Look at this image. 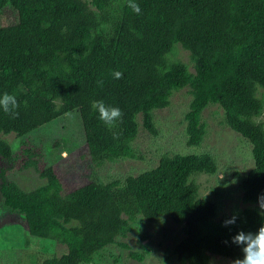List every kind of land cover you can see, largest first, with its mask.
<instances>
[{
	"label": "trees",
	"instance_id": "obj_1",
	"mask_svg": "<svg viewBox=\"0 0 264 264\" xmlns=\"http://www.w3.org/2000/svg\"><path fill=\"white\" fill-rule=\"evenodd\" d=\"M178 48L189 52L193 71L177 58ZM186 87L188 146L204 142L202 113L211 104L251 143L254 166L241 184L248 206L219 217L218 205L200 196L194 177L218 172L211 153L165 154L137 176L90 181L64 194L54 168L40 166V148L14 153L0 139L5 215H20L31 235L68 249L40 264H94L138 217L184 226L173 250L179 264H231L242 255L231 237L256 230L264 193V0H0V96L17 99V115L0 108V134L26 136L78 110L91 161L136 160L139 118L158 136L155 112ZM97 101L121 109L112 126L98 119ZM13 156L19 169L34 168L47 184L26 191L8 180L4 163ZM234 214L236 223L225 225ZM130 256L142 262L146 251Z\"/></svg>",
	"mask_w": 264,
	"mask_h": 264
},
{
	"label": "rangeland",
	"instance_id": "obj_2",
	"mask_svg": "<svg viewBox=\"0 0 264 264\" xmlns=\"http://www.w3.org/2000/svg\"><path fill=\"white\" fill-rule=\"evenodd\" d=\"M177 58L193 71L189 52L178 48ZM191 98L190 87H186L173 94L167 108L155 112L158 136L145 130L139 118V132L132 144L140 157L136 160L118 159L101 164L91 161L86 156L87 146L78 110L29 135L0 134V139L8 142L14 153L21 148H40L44 155L40 158V166L54 168L61 179L64 194L90 181L103 185L114 178L137 176L156 167L165 154L211 153L217 161L218 172L198 174L194 179L200 187V196L215 202L219 207V217H223L248 206L242 199L241 184L254 166L253 147L226 125L224 111L216 104H211L202 113V121L207 126L204 142L199 146H188L185 116ZM260 121L264 122V117ZM15 157L4 163V167L8 166V180L18 183L26 191L47 184V180L40 177L34 168L19 169L20 164ZM2 203L0 194V264H40L46 257L61 256L68 251L65 245L31 235L20 215L9 211L5 215ZM121 218L126 219L124 215ZM184 237V226L169 218L150 222L138 217L130 222V231L125 237L118 238L117 243L94 256V264H179L173 250ZM130 251H146V258L142 262L136 261L131 258ZM219 264L226 263L219 260Z\"/></svg>",
	"mask_w": 264,
	"mask_h": 264
},
{
	"label": "clouds",
	"instance_id": "obj_3",
	"mask_svg": "<svg viewBox=\"0 0 264 264\" xmlns=\"http://www.w3.org/2000/svg\"><path fill=\"white\" fill-rule=\"evenodd\" d=\"M132 9L136 13H140V6L136 3L131 4ZM114 78L120 79L123 75L121 71L114 72ZM93 107L97 109L99 115L98 119L103 121L106 125L112 126L121 117L122 112L119 107L106 105L102 101L94 102ZM0 108L4 112L11 115H17L15 109L17 108V99L15 95L4 93L0 96ZM259 206L258 215L261 217V222L255 231L240 230L232 237L241 252V256L233 259L231 264H264V193H260L257 197ZM237 216L234 214L231 219L224 221L225 225L236 223Z\"/></svg>",
	"mask_w": 264,
	"mask_h": 264
}]
</instances>
